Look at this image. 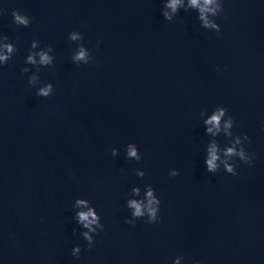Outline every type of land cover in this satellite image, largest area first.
<instances>
[{"label": "water", "instance_id": "1", "mask_svg": "<svg viewBox=\"0 0 264 264\" xmlns=\"http://www.w3.org/2000/svg\"><path fill=\"white\" fill-rule=\"evenodd\" d=\"M169 2L0 0V54L14 49L0 65V264H264V0H215L221 34L190 0L175 13ZM80 46L92 63L72 59ZM40 51L53 66L26 63ZM49 83L54 94L38 96ZM219 106L228 113L210 133ZM237 138L253 164L224 155ZM150 186L162 201L152 224L128 207ZM77 199L104 225L91 250Z\"/></svg>", "mask_w": 264, "mask_h": 264}, {"label": "clouds", "instance_id": "2", "mask_svg": "<svg viewBox=\"0 0 264 264\" xmlns=\"http://www.w3.org/2000/svg\"><path fill=\"white\" fill-rule=\"evenodd\" d=\"M215 0H190V4L192 7L198 8L200 11V20L203 21V27L204 28H212L216 29L217 34L222 33L221 25L215 22H212L208 19L207 13L211 12L213 16L216 15L217 10L224 11V8L220 5H217L216 7H212L214 5ZM181 4V0H170L169 3L165 5V7L170 8L173 13L177 11L178 6ZM0 15H3L2 12H0ZM162 15L164 18L168 21H172V16L166 12L163 11ZM12 16L14 17V23L16 25H24L29 26V19L26 15H21L20 11H13ZM71 40L77 41L81 39V33L79 32H72L71 34ZM5 39H8L6 36ZM37 44L35 42L32 43L31 48H36ZM4 49H6L7 54H0V65H7V63L12 59V53L14 51L12 44H5ZM48 51H54L51 47H47ZM39 56V65L43 66H49L54 65V59L53 57L49 56L46 51H40L38 53H30L27 56L26 63L29 65H37L36 56ZM72 59L76 62H83V64H89L92 63L95 58L90 57L89 51L85 49L83 46L79 47L78 52L72 57ZM91 61V62H90ZM22 72L28 73L29 68L25 67L22 69ZM36 76L29 77V84H34L36 81ZM55 92L54 85L49 83L46 87H42L37 91V95L43 98H48L52 96ZM228 113V109L225 107H220L218 110L211 116L210 119L206 121L208 125H212L213 127H209L207 129L208 132L212 133L213 129L219 130L220 128V122L221 118L225 116V114ZM233 124V117L229 115L228 122L225 124V128H231ZM229 136H231V133H229ZM243 138L246 142L249 144L251 143V138L245 133L243 134ZM235 145H242V142L239 138L235 140ZM218 150L215 144L211 146L209 149V158L205 160L206 162V168L209 173L215 174L218 169L217 161L220 159V157L217 154ZM112 155L116 156L117 151L115 149L112 150ZM129 158H135L137 162H140L142 160L141 154H138V148L137 146H130L128 153ZM227 157H238L240 161H243L245 164H253L254 161L252 159V156L249 155L247 152L245 146H241L239 150L235 146L228 147L226 152L224 153ZM226 170L228 173H231L232 175H239L237 171L236 164L228 165L226 163L225 165ZM146 173L141 172L139 175L144 176ZM180 173L177 170L170 171V176L176 177ZM137 195H139V189H135ZM146 198L147 203L145 204L143 201H137V200H131L128 202V207L133 209L132 215L139 219L147 215L149 216V220L147 223H157L162 222L159 216L161 204L162 201L158 198L156 194V190L153 187H149L148 191L146 192ZM77 206H82L87 208V211H79L76 213V220L79 225H82L83 229H87L88 231H83L82 235L83 238L87 241L88 244V250H91L92 245L95 243L93 240V236L89 233H96V235H99L100 231H104V225L101 223V216L98 214L95 207L91 206L89 207V202L85 199H77L76 200ZM137 220H131V219H125V223L129 225H135ZM99 229L100 231H97ZM82 249L79 246H76L73 248L72 255L79 259L80 253ZM176 264H179V261L176 262Z\"/></svg>", "mask_w": 264, "mask_h": 264}]
</instances>
